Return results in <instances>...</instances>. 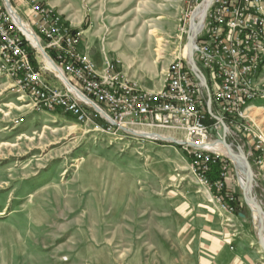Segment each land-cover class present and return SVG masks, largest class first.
<instances>
[{
    "label": "rangeland",
    "instance_id": "374dc122",
    "mask_svg": "<svg viewBox=\"0 0 264 264\" xmlns=\"http://www.w3.org/2000/svg\"><path fill=\"white\" fill-rule=\"evenodd\" d=\"M37 1L82 32L80 46L89 41L91 59L118 60L121 74L146 91L161 90L167 70L178 61L196 78L185 52L194 11L189 0ZM33 57L35 68H43L41 53L34 51ZM9 85L0 77V264L224 261L216 245L226 239L203 217L213 223L222 219L210 203H216L215 195L196 181L181 131L160 132L169 141L96 135L63 114L32 112L29 101ZM203 95L207 101L206 90ZM212 114L220 118L216 110ZM243 122L249 137L238 128L224 137L232 151L245 154L252 135H264V103L249 106ZM209 137L220 142L222 125L211 128ZM229 167L235 187L230 192L255 227V264H264L257 215L240 190L244 168L230 159ZM257 191L252 185L258 203Z\"/></svg>",
    "mask_w": 264,
    "mask_h": 264
},
{
    "label": "built area",
    "instance_id": "2783aa9c",
    "mask_svg": "<svg viewBox=\"0 0 264 264\" xmlns=\"http://www.w3.org/2000/svg\"><path fill=\"white\" fill-rule=\"evenodd\" d=\"M202 2L189 0L194 10ZM23 26L35 36L38 47ZM81 36L37 0H0V77L29 101L32 112L63 114L96 135L120 140V134L143 138L149 132L181 131L188 140L196 181L214 193L221 212L235 215V194L227 184L229 159L206 146L211 143V128L218 129L222 120L227 130L238 128L249 137L245 113L249 106L264 103V79H258L264 69V0H211L206 6L193 46L206 87L178 61L167 70L161 90L146 91L121 74L118 60L104 58L97 67L79 50ZM34 51L41 53L43 68H35ZM205 90L212 95L209 109L220 117L212 126L207 123L213 119ZM252 136L245 157L257 171L253 188L261 193L258 204L264 211V135ZM214 164L220 171L211 181L208 174ZM238 180L241 185L242 177Z\"/></svg>",
    "mask_w": 264,
    "mask_h": 264
},
{
    "label": "crops",
    "instance_id": "0c3cea01",
    "mask_svg": "<svg viewBox=\"0 0 264 264\" xmlns=\"http://www.w3.org/2000/svg\"><path fill=\"white\" fill-rule=\"evenodd\" d=\"M82 44L80 46V49L84 48V52L89 54L87 51L90 49V43L87 40H82ZM86 48V50H85ZM91 56V55H90ZM92 60L95 62L97 67L101 66V63L98 64L97 61L92 58ZM259 78L262 80L264 79V69L262 73L260 74ZM227 184L229 189L235 188L233 186V182L227 178ZM260 191H257L256 197L260 196ZM212 203L214 209L217 210V212L221 215L222 219H216L213 223V218L208 216H203L205 221V224L209 223L216 225V229H220L222 232V236L224 239V243L218 242L219 244L216 245L218 248V251L224 252V261L218 260L219 264H255L256 259L254 260V251H253V243H254V237L253 234L255 233V227L253 225H250V222L247 220V215L245 214L244 209L241 207V204L238 203L239 208H241V212L238 213L237 218L234 216H231L224 211L221 212L218 208L216 203ZM208 225V224H207ZM206 225V226H207Z\"/></svg>",
    "mask_w": 264,
    "mask_h": 264
},
{
    "label": "water",
    "instance_id": "95a60500",
    "mask_svg": "<svg viewBox=\"0 0 264 264\" xmlns=\"http://www.w3.org/2000/svg\"><path fill=\"white\" fill-rule=\"evenodd\" d=\"M195 10H196V8H195ZM195 10L193 11V13L195 12ZM189 23H190V25H189L188 35H187V44H186L187 64L191 68L193 73L195 74L197 80H199L201 82V84L204 87H206L207 86L206 80H205L202 72L198 68V66H196V64H195L194 52H193V46L195 43V38H196V35L200 31L201 28L199 30H197V27H195L196 23H193V15L190 16ZM198 25H201V27H202L201 23H198ZM209 107H210V96L208 95V98L206 101V108L208 109V113L216 121H219V119L212 114L211 109H209ZM219 122L222 124V127H223V138L221 139V142H222V145H223L225 151H227V154H226L227 157L235 165H239V166L244 168V178L243 179H245V185H241L240 190H241V194H242V197H243L245 204L249 207H253L255 210V213L257 215L258 243H259L261 249L264 251V236H263L264 212H263L262 208H260L259 204L256 202L255 197L253 196V193H252V185L254 182L252 167H251V165H249L243 151L238 149L237 152L235 153L234 151L231 150L230 145L227 144L225 137H224L225 134L227 133V127H226L225 123H223L222 121H219Z\"/></svg>",
    "mask_w": 264,
    "mask_h": 264
},
{
    "label": "bare ground",
    "instance_id": "6f19581e",
    "mask_svg": "<svg viewBox=\"0 0 264 264\" xmlns=\"http://www.w3.org/2000/svg\"><path fill=\"white\" fill-rule=\"evenodd\" d=\"M210 1L211 0H203V2H202V4H200L198 7H196V10H195V12L194 13H192V15H193V23H196L194 26L195 27H197V30H199L200 28H201V25H198V23H201L202 24V19H203V16H204V14H205V11H206V6L210 3ZM200 18H201V20H200ZM200 20V21H199ZM198 25V26H197ZM23 30H24V32H25V34L27 35V37H28V39L30 40V42L31 43H33L34 44V46L35 47H38V43H37V40H36V38H35V36L31 33V32H29L28 31V29L27 28H25V26H23ZM160 51V50H159ZM186 52V51H185ZM187 53V52H186ZM46 65L47 66H49L50 65V62H47L46 63ZM248 110H249V108H248ZM228 131V130H227ZM157 137V138H159V139H162L163 141H169L168 139H169V136H165V135H158V134H155V133H145V134H143V138H145V139H153L152 137ZM221 144H222V142L220 141H213V142H211V143H209V144H207V146H206V148L208 147V148H210V149H213V150H217V152H219V150H220V147H221ZM221 152L223 153V154H227V151H225V149H224V147H223V145H222V147H221ZM220 152V153H221ZM243 179V178H242ZM241 185H245V179H243L242 180V183H241ZM241 185H240V187H241ZM250 208H253V207H250ZM252 210V209H251ZM253 211L255 212V210H254V208H253ZM264 212V211H263ZM255 215H256V213H255ZM263 221H264V218H263ZM257 222V221H256ZM257 224H258V222H257Z\"/></svg>",
    "mask_w": 264,
    "mask_h": 264
},
{
    "label": "trees",
    "instance_id": "16d2710c",
    "mask_svg": "<svg viewBox=\"0 0 264 264\" xmlns=\"http://www.w3.org/2000/svg\"><path fill=\"white\" fill-rule=\"evenodd\" d=\"M219 171H220V166L218 164H214L211 168V171L208 174L209 179L211 181H214L217 178ZM221 194H223V192ZM237 199L238 197L237 195H235V203L233 204V208H235V214L238 215V213L241 212L242 209L239 208Z\"/></svg>",
    "mask_w": 264,
    "mask_h": 264
}]
</instances>
